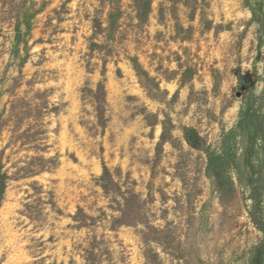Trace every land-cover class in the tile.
<instances>
[{
    "label": "rangeland",
    "instance_id": "obj_1",
    "mask_svg": "<svg viewBox=\"0 0 264 264\" xmlns=\"http://www.w3.org/2000/svg\"><path fill=\"white\" fill-rule=\"evenodd\" d=\"M0 264H264V0H0Z\"/></svg>",
    "mask_w": 264,
    "mask_h": 264
},
{
    "label": "bare ground",
    "instance_id": "obj_2",
    "mask_svg": "<svg viewBox=\"0 0 264 264\" xmlns=\"http://www.w3.org/2000/svg\"><path fill=\"white\" fill-rule=\"evenodd\" d=\"M160 132H158V134H159Z\"/></svg>",
    "mask_w": 264,
    "mask_h": 264
}]
</instances>
